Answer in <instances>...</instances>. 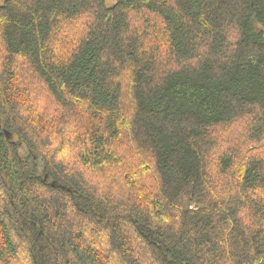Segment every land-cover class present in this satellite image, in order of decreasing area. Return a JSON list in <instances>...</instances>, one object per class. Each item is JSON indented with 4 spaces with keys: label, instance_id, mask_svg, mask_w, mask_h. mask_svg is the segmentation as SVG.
<instances>
[{
    "label": "trees",
    "instance_id": "obj_1",
    "mask_svg": "<svg viewBox=\"0 0 264 264\" xmlns=\"http://www.w3.org/2000/svg\"><path fill=\"white\" fill-rule=\"evenodd\" d=\"M0 264H264V0H0Z\"/></svg>",
    "mask_w": 264,
    "mask_h": 264
},
{
    "label": "rangeland",
    "instance_id": "obj_2",
    "mask_svg": "<svg viewBox=\"0 0 264 264\" xmlns=\"http://www.w3.org/2000/svg\"><path fill=\"white\" fill-rule=\"evenodd\" d=\"M109 3H113L115 2L116 0H107ZM260 28H262L261 26H259Z\"/></svg>",
    "mask_w": 264,
    "mask_h": 264
}]
</instances>
